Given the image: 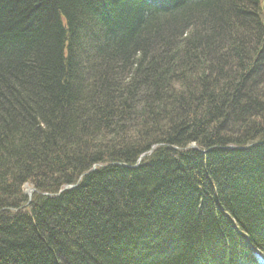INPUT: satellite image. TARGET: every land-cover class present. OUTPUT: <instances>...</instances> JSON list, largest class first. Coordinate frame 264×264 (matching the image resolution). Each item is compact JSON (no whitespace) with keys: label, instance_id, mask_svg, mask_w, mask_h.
<instances>
[{"label":"trees","instance_id":"16d2710c","mask_svg":"<svg viewBox=\"0 0 264 264\" xmlns=\"http://www.w3.org/2000/svg\"><path fill=\"white\" fill-rule=\"evenodd\" d=\"M253 249L264 0H0V264Z\"/></svg>","mask_w":264,"mask_h":264},{"label":"bare ground","instance_id":"6f19581e","mask_svg":"<svg viewBox=\"0 0 264 264\" xmlns=\"http://www.w3.org/2000/svg\"><path fill=\"white\" fill-rule=\"evenodd\" d=\"M65 47H67V43H65ZM142 157H143V155H140L139 158H138V161L142 160ZM24 188H25L24 190H26V189H28V188H32V187H29V186L25 185ZM253 250H254V253H255V252H258L257 249H253Z\"/></svg>","mask_w":264,"mask_h":264},{"label":"water","instance_id":"95a60500","mask_svg":"<svg viewBox=\"0 0 264 264\" xmlns=\"http://www.w3.org/2000/svg\"><path fill=\"white\" fill-rule=\"evenodd\" d=\"M138 161V160H137ZM66 188H67V186H66ZM33 192V188H28V189H26L25 190V194L28 196V197H30L31 196V193Z\"/></svg>","mask_w":264,"mask_h":264}]
</instances>
